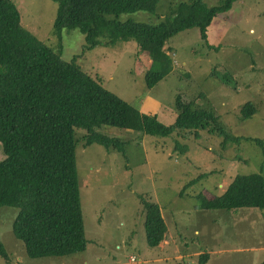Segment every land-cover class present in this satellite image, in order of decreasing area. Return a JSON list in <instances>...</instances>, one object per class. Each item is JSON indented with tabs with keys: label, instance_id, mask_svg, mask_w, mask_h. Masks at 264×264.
<instances>
[{
	"label": "rangeland",
	"instance_id": "374dc122",
	"mask_svg": "<svg viewBox=\"0 0 264 264\" xmlns=\"http://www.w3.org/2000/svg\"><path fill=\"white\" fill-rule=\"evenodd\" d=\"M13 1L24 27L52 48L59 46L63 60L76 57L84 71L140 110L173 122L177 95L188 96L214 110L239 139L223 146L220 136L204 129L195 138L189 132L161 136L104 124L101 131L128 143L125 155L99 143L77 146L86 250L30 257L12 230L18 208L3 205L0 242L9 259L0 255V264H198L205 252L204 264L263 261L264 209H200L198 194L219 195L234 175L264 173V1L238 0L218 14L211 26L217 36L207 38L214 49L204 44L197 28L171 38L166 48L174 68L151 87L145 83L149 61L134 41L88 48L80 30L64 29L56 36L52 0ZM190 1L160 0L154 13H123L119 19L157 23ZM203 1L213 6L221 0ZM225 72L232 74L233 85L220 80ZM247 101L256 111L241 118V104ZM142 198L161 208L167 231L160 246L146 243Z\"/></svg>",
	"mask_w": 264,
	"mask_h": 264
},
{
	"label": "trees",
	"instance_id": "16d2710c",
	"mask_svg": "<svg viewBox=\"0 0 264 264\" xmlns=\"http://www.w3.org/2000/svg\"><path fill=\"white\" fill-rule=\"evenodd\" d=\"M52 1L57 5L53 21L57 37L64 29L80 30L88 48L134 41L149 61L145 83L151 87L174 68L168 41L197 28L204 44L214 49L207 39L208 28L238 0H221L213 6L203 0L182 2L157 23L123 21L119 16L154 13L160 0ZM220 80L233 85L229 72ZM174 107L176 117L169 123L156 113L140 110L84 71L76 57L63 60L59 46L52 48L22 25L13 0H0V206L18 208L12 230L30 257H60L86 250L77 146L99 143L125 155L128 143L120 135L101 131L104 124L161 136L173 132L188 136L185 132H189L195 138L204 129L220 136L223 146L237 143L239 136L207 105L178 94ZM255 111L253 102H243L240 117ZM245 139L261 142L251 136ZM198 199L200 209H264V173L234 175L222 193H199ZM141 205L146 243L160 246L167 231L161 208L145 198ZM0 255L9 259L1 242ZM208 257L207 252L199 254L198 264Z\"/></svg>",
	"mask_w": 264,
	"mask_h": 264
},
{
	"label": "crops",
	"instance_id": "0c3cea01",
	"mask_svg": "<svg viewBox=\"0 0 264 264\" xmlns=\"http://www.w3.org/2000/svg\"><path fill=\"white\" fill-rule=\"evenodd\" d=\"M215 20V18H214ZM214 20L212 21V23L210 24L209 28H208V31H207V37L211 38L212 36L216 35V34H213L212 30H211V26L213 25V22ZM217 36V35H216ZM176 117V116H175ZM209 259V258H208Z\"/></svg>",
	"mask_w": 264,
	"mask_h": 264
}]
</instances>
